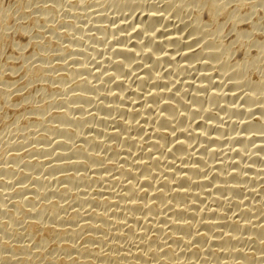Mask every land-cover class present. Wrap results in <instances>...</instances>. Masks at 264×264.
Wrapping results in <instances>:
<instances>
[{
    "label": "bare ground",
    "instance_id": "6f19581e",
    "mask_svg": "<svg viewBox=\"0 0 264 264\" xmlns=\"http://www.w3.org/2000/svg\"><path fill=\"white\" fill-rule=\"evenodd\" d=\"M53 1L32 26L61 11ZM108 1L68 2L86 17L54 29L60 41L20 27L24 86L52 80L38 89L59 88L53 99L15 100V62L0 67V109H22L16 140L0 130V264H264V15L240 26L263 1L160 0L130 15L129 0L110 2L123 14ZM89 30L105 45L94 68Z\"/></svg>",
    "mask_w": 264,
    "mask_h": 264
},
{
    "label": "rangeland",
    "instance_id": "374dc122",
    "mask_svg": "<svg viewBox=\"0 0 264 264\" xmlns=\"http://www.w3.org/2000/svg\"><path fill=\"white\" fill-rule=\"evenodd\" d=\"M28 0H0V2H1V8L2 9H4L3 10V12H5V14H7V16L5 17L6 19H5V25H7V26H5V27H7V28H5V29H3V31L5 30V32H6V36H5V39L3 40V41H5L4 43L2 42L1 44H0V67L1 66H3V65H5V66H3V68L1 69V70H3L4 68L5 69H7L11 64L10 63H13V62H15V63H13V64H15L14 65V75L11 73V75L12 76H10V79H9V81H14V82H16L17 81V84H16V86H19V87H21V86H23V89H22V91L20 92L19 91V95H17V93H15L14 95H13V97L12 98H15V100L18 98V96L19 97H21V96H25V95H27V94H29V95H31V97L32 96H34L35 98H33L34 100V102L35 101H39L38 99H42V98H49L50 100L51 99H53V97L54 96H52L51 94V91H56L57 89L59 90V88H50V87H48L47 88V90H46V94L43 92H41V90H39L38 88H41L42 86H40V85H43V84H46L47 82H50V81H45V83L43 82V81H38V82H34L33 84H31V85H28V86H24V85H26V83H27V78H25L26 76H25V74H24V72H25V69H24V67H22L23 65H22V59L19 57L20 55H21V53H22V51H19L20 49H19V46H18V44L20 45L21 43L23 44V43H26V42H28V37L27 36H22V35H20V32H19V29H20V27H22V25H23V27L25 26V29L28 31V34H29V36L31 35L32 37H35V39L37 38V40H41V38H42V41H43V43L45 42V40H46V42L44 43V44H49L50 43V41L52 40L51 38H53V39H55V35L56 34H54V29L58 32V31H60V32H58V33H65V30H66V28H67V26L65 25H63V24H61L62 22H65V23H70L71 22V24H75L76 23V21H77V18H76V16L77 15H80V18L81 17H86V16H84V14H85V11L83 10V9H80L79 10V12L80 13H78L76 16H75V14L78 12V10H76V13H74L73 11V13L71 12V9L70 8H72L71 6H70V4L69 3H71V5L73 6V4L75 5L76 3H78V1L79 0H63V1H65V2H63V6H62V8H61V11H59V12H57L56 14H55V18L53 17V20L52 21H50V23L48 22L47 24L49 25H46V27H44L43 25L44 24H40V25H36V26H32L33 24H32V19L33 18H36V17H41L40 15L42 14L41 12H40V8H42V7H44V6H46V4L47 3H49V4H47V6L48 7H50V8H52V7H54V5H56V1H53L52 3H51V0H39V1H37L36 2V4H38V5H33V6H29L28 7V5H26L25 6V4H27L26 2H27ZM42 1H46L47 3L45 4V2H43V4H44V6H43V4L41 3ZM71 1V2H70ZM108 1V0H107ZM113 2V0H109L108 2H106L105 4H104V8L105 9H107L106 10V12H113V10H116V11H118V8H119V6L118 5H120L119 3H114L113 4V6L114 7H116V9L115 8H112L111 7V3ZM129 1H132V0H129ZM129 1L128 2H126V4L128 5L129 4ZM134 1H136V3H137V0H133V3H132V8H130V6H127V5H125L126 7H128L127 8V10H125V14H129L130 15V13L131 14H137V13H139L140 11H142V8H145V7H148L149 6V4L152 2H159L160 0H153V1H150V0H147V1H145V0H141V1H143V2H141L140 1V3H142V4H140V5H142V6H139V5H137V4H135L134 5ZM258 1L259 2H262V4H264V0H262V1H260V0H257V3H258ZM55 2V3H54ZM69 2V3H68ZM111 2V3H110ZM147 3V5H146V3ZM149 2V3H148ZM255 2V1H254ZM110 4V7H109V4ZM52 6H51V5ZM117 6H116V5ZM261 4V3H260ZM42 5V6H41ZM106 5V6H105ZM131 5V4H130ZM136 5L138 6V7H140L139 8V10L138 9H136V10H138V11H136L135 10V8H137L136 7ZM145 5V6H144ZM22 6H24V7H22ZM66 6H67V8H66ZM107 6H108V8H107ZM135 6V7H134ZM26 7V8H25ZM35 9H34V8ZM48 7H46V8H48ZM120 7H121V5H120ZM257 7H258V10L256 11V6H254L253 8H254V11L253 12H255V14H251L252 15V17H250V19L248 18L249 16H251V15H247L246 17L249 19H247V22H245L244 24H242V25H240L241 27H242V29H244V28H246V30H250L251 28H252V26L254 27V25L252 24V21H254L255 19V21L254 22H259L261 19H263V20H261L262 21V23L261 22H259V23H261L262 24V28H263V30L262 31H264V13H263V11H264V8H262V7H264V5H257ZM260 7V8H259ZM11 8V9H10ZM45 8V7H44ZM112 8V9H111ZM134 8V9H133ZM252 8V9H253ZM38 9H40L39 11H38ZM43 9V8H42ZM78 9V8H77ZM129 9V10H128ZM69 10H70V12H69ZM83 12H82V11ZM120 10V9H119ZM131 10V11H130ZM32 11V12H31ZM63 11V12H62ZM115 11V12H116ZM129 11V12H128ZM136 11V12H135ZM28 14V17H27V15L25 14ZM28 12V13H27ZM61 12V13H60ZM121 12V11H120ZM119 11L117 12V13H120ZM135 12V13H134ZM174 12V11H173ZM251 12V11H250ZM258 12V13H257ZM24 13V14H23ZM114 13V12H113ZM122 13V12H121ZM120 13V14H121ZM184 13H188V11L186 10V12H185V8L183 9V11H182V14H184ZM259 14V15H257V14ZM263 13V14H262ZM14 14V15H13ZM59 14V15H58ZM65 14V15H64ZM74 14V15H73ZM123 14V13H122ZM249 14V13H248ZM20 15V16H19ZM22 15V16H21ZM24 15H26V17L24 16ZM43 15V14H42ZM185 15V14H184ZM261 15V16H260ZM13 16V17H12ZM36 16V17H35ZM64 16H65V18H64ZM259 16V17H258ZM263 16V17H262ZM23 17V18H22ZM27 18L26 20H25V18ZM58 17V18H57ZM172 17H174V18H177V19H180L181 17H178V16H172ZM260 17H262L261 19H260ZM18 18V19H17ZM67 18V19H66ZM188 18V17H187ZM24 19V20H23ZM82 19L83 18H81V21H82ZM222 19V21H225L223 18H220V20ZM58 20V21H57ZM66 20H67V22H66ZM55 21V22H54ZM75 21V22H74ZM221 21V22H222ZM246 21V20H245ZM28 22V23H27ZM92 22V21H91ZM90 22V23H91ZM114 21H108L107 22V24H112ZM61 25H60V24ZM80 23V24H79ZM78 24L79 25H81L82 23L81 22H79ZM223 23V25H226V27L225 26H223V30H224V32H223V30H222V32L224 33V34H221V36L223 37V38H225V39H223L222 37H221V39L222 40H226L225 42L226 43H229V42H231L232 41V39L234 38L233 36H234V34H233V31H232V27H231V25H230V23L228 24V22H222ZM15 24V25H14ZM28 24V25H27ZM32 24V25H31ZM52 24V25H51ZM180 24V23H179ZM58 25H59V27H61V28H58ZM228 25V26H227ZM40 26V27H39ZM41 26H43V27H41ZM47 26H48V29H49V31H48V29H47ZM52 27V30H53V32H52V30H50V28L49 27ZM56 26H57V29H56ZM62 26H64V28L62 27ZM72 26V25H71ZM10 27V28H9ZM18 27V28H17ZM37 27V28H36ZM250 27V28H249ZM4 28V27H3ZM43 28V29H42ZM73 28V26L72 27H70V28H67V30L69 29H72ZM86 28H89V25L86 27ZM45 29V30H44ZM62 29V30H61ZM15 31V32H14ZM42 33L43 31V36H42V34L40 33V32ZM48 33V35L50 36V38H49V36L47 35V33ZM64 31V32H63ZM74 31L75 30H73L72 29V31H70V32H73L74 33ZM230 31H232V33H230ZM252 31H254V29L252 30ZM50 32V33H49ZM93 32V34H92V36L95 38V36L96 37H98V38H95L94 39V41H95V43H94V41H92L93 39H92V37H91V39L89 40V39H86V41H88V42H86L89 46H91L92 44V46H94V47H97L99 44H100V47H101V45L103 46V44L101 43V41H103V35L100 33H98V36L97 35H95V34H97L95 31H92ZM91 32V30H89L87 33L88 34H91L92 33ZM221 32V33H222ZM227 33H229L228 35H227ZM263 33V32H262ZM8 34V35H7ZM41 34V35H40ZM46 36H45V35ZM52 34H53V36H52ZM35 35H37V36H35ZM95 35V36H94ZM226 36V37H225ZM100 37H102V38H100ZM46 38V39H45ZM60 37H58L57 39H59ZM57 39H55L56 41H60L61 39H59V40H57ZM98 39V40H97ZM102 39V40H101ZM101 40V41H100ZM260 40H262V39H260ZM17 43H15V42ZM100 41V42H99ZM91 42V43H90ZM104 43V42H103ZM16 44V45H15ZM87 44H84L83 46H77L78 48H84L85 49V47L87 46ZM230 44V43H229ZM228 44V45H229ZM2 45V46H1ZM13 45V46H12ZM86 45V46H85ZM56 47H58L57 45H55ZM86 47V49H85V51L86 52H88V53H92V51H93V53H95V54H93V55H91V57H92V59L93 58H95V56H96V59H102V52H100L99 50H100V47L98 46L96 49H98V53H96L95 52V50H94V47ZM105 46V45H104ZM103 46V47H104ZM237 46V45H236ZM18 47V48H17ZM240 47V45H238V47L237 48H234V47H232V51H233V48H234V50L235 49H238ZM2 48V49H1ZM4 48V49H3ZM16 48V49H15ZM90 48V51H91V49H92V51L90 52V51H88V49ZM102 48V47H101ZM31 51V52H30ZM4 53V54H3ZM23 53L26 55V56H30L32 53H33V48H32V46L30 47H28V48H26V49H24L23 50ZM52 53L53 52H51L50 54L52 55ZM101 53V54H100ZM238 53H243V51L241 50V52L240 51H238ZM54 54V53H53ZM98 54H99V56H98ZM79 55V54H78ZM78 55H75V56H77L78 57ZM81 55V54H80ZM79 55V57L78 58H82V56L84 57L85 55H81L80 56ZM105 55V54H104ZM13 56V57H12ZM16 56H17V58H16ZM236 56H240L239 58H241V57H243V54H242V56L239 54V55H236ZM8 57H10V59L8 58ZM90 57V58H91ZM11 58H12V60H11ZM14 58V59H13ZM89 59V62H93V61H95V59ZM18 60V61H17ZM90 60H92V61H90ZM13 61V62H12ZM9 62V63H8ZM2 63H4V64H2ZM7 63H8V65H7ZM89 64L91 67H93L94 68V66L96 65L95 64V62H94V65H93V63L92 64ZM29 64V63H28ZM6 66H7V68H6ZM17 67H18V69H17ZM20 68V69H19ZM96 68V67H95ZM16 70V71H15ZM24 70V71H23ZM52 72V71H51ZM50 72V74L51 75H53L52 73ZM192 72H194V71H192ZM191 72V73H192ZM47 74H49L48 72H47ZM252 76H254V77H256L255 75H252ZM25 80H26V82H25ZM8 81V82H9ZM25 82V83H24ZM51 82H53L52 80H51ZM51 82H50V84H51ZM23 84V85H22ZM49 83H48V85H50ZM69 84V83H68ZM67 84V86H70V84L68 85ZM50 91V92H49ZM60 91V90H59ZM23 92V93H22ZM39 92V93H38ZM56 93H57V91H56ZM56 93H55V95H56ZM43 94V95H42ZM44 94H45V96H44ZM47 94L49 95V97H47ZM58 94V93H57ZM17 95V96H16ZM52 97H51V96ZM17 97V98H16ZM41 97V98H40ZM62 97V96H61ZM96 97H98L97 98V100L96 101H100V99H101V101L100 102H103V100H102V98L100 97V95L99 96H95L94 98L96 99ZM48 100V99H47ZM37 103V102H36ZM39 103H41V102H38V104ZM2 105H3V103H2ZM93 105H95V103H92L90 106L93 108L94 106ZM6 107H8V106H6ZM223 106H221V109L219 110V113H220V115H225L227 112H226V109L223 107ZM217 108V106L216 105H214V106H212L210 109V112H211V114L213 113V116H215V117H217L218 115H219V113H217V111L215 110V109ZM218 108H219V106H218ZM217 108V109H218ZM5 109V111H4V113H3V110ZM63 109H64V107H63ZM214 109V110H213ZM222 109H223V111H222ZM224 109H225V113H224ZM1 110V112L0 113H2V114H5V112H8V113H6L7 115H6V117H0L1 119H0V130H2V128H3V132H5L6 133V135H5V133H2V136H4V138L5 139H7L8 137H10V138H12V141H14V140H16L17 138H18V134H16L15 135V133L17 132L18 133V131H13V132H11L10 131V134H9V129L11 130H13V128L14 127H16L17 126V124L16 123H12V124H14V127H12L11 126V124H10V121L12 122V121H14V118H16V114L17 113H19V112H21L22 111V109H19L17 106L16 107H13V108H2V109H0ZM13 110V111H12ZM213 111H215V112H213ZM221 113H224V114H221ZM217 114V115H216ZM212 116V115H211ZM7 120V121H6ZM5 123H7V124H5ZM9 123V124H8ZM19 124H22L23 123V120L22 121H20V122H18ZM5 124V125H4ZM6 125H8V126H10V127H8L7 126V128H8V130H7V128H6ZM12 127V128H11ZM4 129H6V131H4ZM9 135H11V136H9ZM15 135V136H14ZM12 136H14V137H12ZM17 137V138H16ZM13 138H16V139H13ZM25 151V150H24ZM3 161V162H2ZM0 164H3L4 165V158L2 157V159L0 158ZM18 178V177H17ZM16 178V179H17ZM15 179V180H16ZM18 180V179H17ZM264 185V184H263Z\"/></svg>",
    "mask_w": 264,
    "mask_h": 264
}]
</instances>
